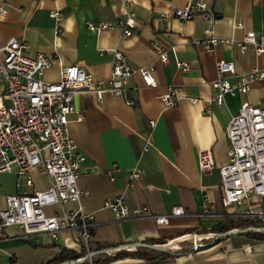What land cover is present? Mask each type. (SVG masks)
<instances>
[{"label":"crops","instance_id":"1","mask_svg":"<svg viewBox=\"0 0 264 264\" xmlns=\"http://www.w3.org/2000/svg\"><path fill=\"white\" fill-rule=\"evenodd\" d=\"M186 1L134 0L136 27L127 38H121L118 28L97 34L86 25L122 17L126 11L123 0H9L7 13L0 18V46L14 38L26 42L29 54L43 53L53 58L52 67L43 76L47 81H57L59 64H78L97 79L108 78L112 57L99 54L106 48L120 50L133 67L153 64L155 87L144 86L138 75L130 81L127 95L134 99L133 106L108 94L101 103L89 94H77L75 112L68 116L69 137L86 157L77 186L88 193L79 203L96 222L89 242L111 246L105 252H91L113 256L120 250L111 248H131L125 250L130 252L127 256L108 264H264V240L242 234L219 236L199 248L188 243L174 247L184 234L214 233L207 231L226 219L237 221L230 214L242 211L243 206L224 205L219 189L218 168L227 162L225 127L242 102L264 107V83L253 84L245 95L225 97L222 105L214 102L215 91L209 83L216 78L217 60H232L236 70L242 72L254 67L264 69V54L255 55L252 50L242 54L234 47L205 52L192 46L189 40L201 37L210 25L200 15L185 21L160 19L161 12L183 6ZM206 1L215 14L213 28L218 36L241 39L247 31L264 35V0ZM53 12L60 14L58 21ZM236 22H241L242 28L235 27ZM156 47H173L166 62L158 59ZM175 58L188 62L190 70H178ZM168 86L180 88L182 98L164 107L158 96ZM191 98L197 99L195 105L189 102ZM150 120L155 121L153 127ZM207 149L215 166L202 172L197 156ZM133 169L142 174L128 188ZM30 175L33 189L49 187L51 180L36 169ZM28 191L27 187L24 193L5 196ZM204 193L212 203L213 215L199 218ZM120 195L131 208L146 206L150 212L163 215L174 206H182L192 215L172 218L164 226L147 219L117 221L104 204ZM76 206L56 205L49 207L48 213L61 214ZM11 228H0V253L7 256L25 247L23 244L29 245L39 253L29 264H46L60 254L78 256L86 251L77 232H62L56 241L46 235L13 240L22 231ZM169 238L170 243L159 244L169 251L152 247L155 241Z\"/></svg>","mask_w":264,"mask_h":264},{"label":"built area","instance_id":"2","mask_svg":"<svg viewBox=\"0 0 264 264\" xmlns=\"http://www.w3.org/2000/svg\"><path fill=\"white\" fill-rule=\"evenodd\" d=\"M8 2L4 0L0 4V18L6 15ZM123 4L126 11L122 17L115 21L88 22L87 27L97 34L118 28L121 38L131 36L136 27L134 0H123ZM51 15L57 21L60 19L58 12ZM198 15L210 25L203 30L201 37L189 40L192 46L205 52L234 47L242 54L248 50L255 55L264 54L263 34L247 31L241 39L218 36L213 28L215 14L206 0H187L183 6L161 12L160 19L185 21ZM235 27L242 28L241 22H236ZM169 50L173 52V47H156L161 62L167 61ZM99 54L112 57L108 78L97 79L78 64H59L58 79L51 82L43 76L52 67L53 58L43 53L29 54L26 42L14 38L0 46V81L3 85L0 95V173H14L17 178H24L29 188L28 193L4 197V206L0 208V228L20 229L22 234L14 235L13 240L46 235L56 241L62 232H77L86 254L59 264H93L92 257L88 256L91 252L88 243L96 222L79 203L88 193L77 186L86 157L69 137L67 127L68 116L75 112L74 97L89 94L101 103L103 96L108 94L133 106L135 101L127 93L135 75L141 78L144 86H156L152 63L133 67L115 48L100 49ZM175 66L182 72L190 70V64L178 58H175ZM215 72L216 78L209 84L215 91L213 100L217 105H222L225 97L245 95L253 84L264 83V69L254 67L239 72L232 60H217ZM158 98L164 107H170L182 95L180 88L168 86ZM189 102L195 105L197 99L191 98ZM80 118L81 115L78 116ZM149 125L153 127L155 121L150 120ZM225 136L228 141L227 162L218 168L222 203L243 206L242 211L230 214L233 219L253 223L248 227H264V107L242 102L227 122ZM214 166L210 149L198 153L197 167L200 171L213 170ZM32 169L51 180L48 188L33 189ZM141 174L139 169L129 173L128 188ZM111 180H114L113 177ZM18 185L16 182V187ZM203 202L197 216H212L213 206L206 193L203 194ZM67 203H76L77 206L61 214L45 212L49 207ZM104 207L117 221L147 219L158 226L168 225L172 218L192 215L182 206H174L163 215L150 212L146 206L131 208L123 195L105 202ZM216 237L217 233H188L181 236L174 247L188 243L193 248H199L201 243L213 242ZM77 259H84V262Z\"/></svg>","mask_w":264,"mask_h":264},{"label":"trees","instance_id":"3","mask_svg":"<svg viewBox=\"0 0 264 264\" xmlns=\"http://www.w3.org/2000/svg\"><path fill=\"white\" fill-rule=\"evenodd\" d=\"M253 223H250L248 221H242V220H237V221H233V220H229L226 219L225 221L217 224L216 226L212 227L209 231L207 232H214V233H224L227 232L229 230H233V229H244L248 226H252ZM242 235L248 237V238H253V239H258V240H264V233L263 232H247V233H243ZM172 238L166 239L163 242H159V241H155L154 244L159 245V244H164V243H168L169 241H171ZM111 247V246H109ZM109 247H106L105 245L102 244H93L92 242L88 243V248L90 251H96V250H104L107 249ZM138 251H133L132 253H135ZM130 252L125 251V250H120V251H116L115 254L113 256H109L106 253L103 252H98L93 258H92V263L93 264H108L110 263L112 260H117L120 257H125L129 254ZM86 254V251L79 254L78 256H68V254L66 255H62V259L58 256H55L53 258H51L46 264H59L61 262H64L70 258H80L82 256H84Z\"/></svg>","mask_w":264,"mask_h":264},{"label":"rangeland","instance_id":"4","mask_svg":"<svg viewBox=\"0 0 264 264\" xmlns=\"http://www.w3.org/2000/svg\"><path fill=\"white\" fill-rule=\"evenodd\" d=\"M16 180L19 182V187L16 188ZM27 190L25 185L24 178H16L14 173H0V204H2L3 197L6 193H24ZM264 207V202H263ZM45 212L48 213V209H45ZM257 224H261V222H256ZM14 228H10L8 230H13ZM25 247H18L15 253L4 256L0 253V264H29L32 261H36V258L39 257L38 251H34L29 245H24ZM41 255V254H40ZM77 256L76 253L68 254V256ZM67 256V255H66ZM13 257V259L11 258ZM59 257L62 259V255ZM40 264V262H39Z\"/></svg>","mask_w":264,"mask_h":264},{"label":"water","instance_id":"5","mask_svg":"<svg viewBox=\"0 0 264 264\" xmlns=\"http://www.w3.org/2000/svg\"><path fill=\"white\" fill-rule=\"evenodd\" d=\"M247 232H263L264 233V227H246L244 229H239V230L238 229H233V230H229V231L224 232V233H217V237L216 238H218L219 236L236 235V234H243V233H247ZM152 247H154L156 249H159V250H163V251H169V248H166L164 245H154V244H152ZM130 249L131 248H123V250H130ZM107 250L108 249L104 250V252L107 251ZM111 250L116 251V250H122V249L119 248V247H115L113 249L111 248ZM96 254H97V252H90V253H88V256L93 258ZM77 261L84 262V259H77Z\"/></svg>","mask_w":264,"mask_h":264}]
</instances>
